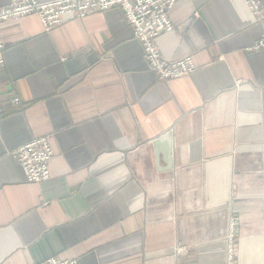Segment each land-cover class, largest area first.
Instances as JSON below:
<instances>
[{
    "label": "crops",
    "instance_id": "obj_1",
    "mask_svg": "<svg viewBox=\"0 0 264 264\" xmlns=\"http://www.w3.org/2000/svg\"><path fill=\"white\" fill-rule=\"evenodd\" d=\"M256 2L260 15L242 0L177 1L155 44L196 71L170 81L118 8L49 32L36 15L0 25V264H224L232 218L235 264H264ZM167 132L170 171L152 145ZM46 136L50 179L26 183L11 153Z\"/></svg>",
    "mask_w": 264,
    "mask_h": 264
},
{
    "label": "built area",
    "instance_id": "obj_2",
    "mask_svg": "<svg viewBox=\"0 0 264 264\" xmlns=\"http://www.w3.org/2000/svg\"><path fill=\"white\" fill-rule=\"evenodd\" d=\"M179 0H8V4L0 8V25L3 22L16 20L29 15L38 16L45 32L61 24L62 18L71 16L85 19L97 13H105L113 8L122 11L126 23L132 30L133 39L142 47L143 58L149 71L161 81L177 80L190 76L196 67L190 57L170 62L164 60L155 44L162 34L174 30L168 12ZM255 15L261 10L256 0H242ZM264 49V36L249 50ZM3 43L0 36V68L4 65ZM14 104L18 103L13 99ZM1 119V113H0ZM20 167L25 182L43 184L50 179L49 163L53 151L49 137H41L16 148L11 153ZM235 220H230L228 240V257L224 264H235L232 242L235 235ZM39 264H78L77 261H63L50 258Z\"/></svg>",
    "mask_w": 264,
    "mask_h": 264
},
{
    "label": "water",
    "instance_id": "obj_3",
    "mask_svg": "<svg viewBox=\"0 0 264 264\" xmlns=\"http://www.w3.org/2000/svg\"><path fill=\"white\" fill-rule=\"evenodd\" d=\"M153 148L156 156L164 154L166 160L165 171L171 170V152H172V135L170 132L165 133L153 142Z\"/></svg>",
    "mask_w": 264,
    "mask_h": 264
},
{
    "label": "rangeland",
    "instance_id": "obj_4",
    "mask_svg": "<svg viewBox=\"0 0 264 264\" xmlns=\"http://www.w3.org/2000/svg\"><path fill=\"white\" fill-rule=\"evenodd\" d=\"M234 219V218H233ZM235 220V219H234ZM229 226H230V224H229ZM235 226H237V223H236V220H235Z\"/></svg>",
    "mask_w": 264,
    "mask_h": 264
}]
</instances>
